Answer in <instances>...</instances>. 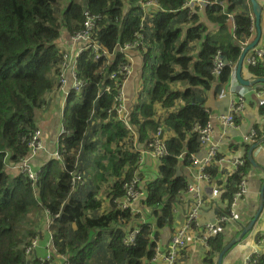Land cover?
<instances>
[{
    "label": "trees",
    "instance_id": "1",
    "mask_svg": "<svg viewBox=\"0 0 264 264\" xmlns=\"http://www.w3.org/2000/svg\"><path fill=\"white\" fill-rule=\"evenodd\" d=\"M152 1L159 7L147 12L142 6ZM190 1L0 0V264H54L57 255L69 264H155L156 241L161 231L173 227L175 209L190 182L191 155L202 150L195 126L211 121L206 92L215 82L229 81L242 53L240 42L253 35L248 0H204L206 4L193 7ZM86 11L101 15L93 32L108 50L134 40L137 32L145 35L137 68L141 85L130 101L126 97L129 126L114 111L123 83L117 73L125 62L123 54L107 64L95 60L85 47L89 50L78 61L84 87L70 93L64 108L63 160H41V180L34 184L9 167L30 154L28 142L40 127L39 115L59 90L62 53L57 41L64 31L72 37L84 28ZM229 14L234 15V31ZM218 51L229 65L214 75ZM246 68L254 79L264 78L263 63ZM148 81L152 86L145 93ZM259 114L264 118L261 101ZM159 128L165 133L168 155L159 159L152 177L143 168L139 173L142 154L132 143L137 133V140L147 144ZM257 132L258 141L263 131ZM245 146L249 151L250 145ZM244 159L245 165L225 182L217 164L206 170L220 189L218 203L225 204L219 215L228 213L240 181L253 167L248 154ZM33 167L37 168L34 163ZM135 173L140 175L139 189L146 192L140 213L119 203L126 195L125 183ZM35 206L40 216L44 213L42 227L26 228V214ZM226 224L209 239L205 264H216L227 245ZM135 230L134 243L127 244ZM35 240L38 245L27 252ZM37 248L45 254H34ZM257 255L256 264H264V250Z\"/></svg>",
    "mask_w": 264,
    "mask_h": 264
},
{
    "label": "built area",
    "instance_id": "2",
    "mask_svg": "<svg viewBox=\"0 0 264 264\" xmlns=\"http://www.w3.org/2000/svg\"><path fill=\"white\" fill-rule=\"evenodd\" d=\"M207 1L204 0H191L190 5L193 7L194 5H203L206 4ZM153 3V2H151ZM145 4L143 8L148 6H154V4ZM194 12V11H193ZM229 18L232 22V31L235 29V23L233 16L229 14ZM85 23L84 28L77 32L75 35L71 37V44L79 45V49L75 52L74 49L71 52H64V60L61 63L60 74L58 78L59 82V91L65 96L67 99L71 92L80 93L84 87V81L78 77L77 73V65L78 58L84 51L85 47L91 49L93 54L95 55V60H107V64L112 63L116 55L118 53L123 54L124 60L120 64V70L117 71L123 77V83L120 84V92L116 97V105H114V111L117 113L118 117L121 118L128 126H129V111L126 105V94L125 88L128 85L129 78L133 75L136 66V57L141 53V47L144 44L141 35H138V38L129 41L128 43L121 44L117 43L116 47L112 50H108L93 37L92 31L97 28V21L101 19V15H93L90 12H85ZM248 45V42L242 44V49L244 50L245 46ZM223 55L221 51H218L214 58L213 70L212 74L220 75L223 71L224 67L229 65L225 63L223 59ZM246 64H256L263 63L264 65V49L256 48L248 53L245 58ZM117 73L113 72L111 74V78H115ZM260 84L254 86V90L250 95L252 98H257L261 102H264V88L260 89ZM109 90V87H107ZM249 96L246 94L237 95L233 101H231L229 110L226 114L220 117L222 124L226 128H235L237 126L236 117L241 116L243 112L246 110L248 106ZM195 131L198 133L202 149L206 151L205 155L199 157L197 154H192L191 159L193 160L192 166L188 167V170L192 171V176L194 181H190L188 184V188L185 194H188L191 197V203L189 205V209L186 215L185 222L179 226L173 237L170 240V243L166 249H164L160 244V239L156 241V255L153 258V262L155 264H181L178 259L180 257L181 251H183L188 243V239L193 228L196 229L197 236L196 238L203 244L207 245L208 241L211 237L215 236L218 233L219 226L223 223H229L236 219L237 217V209L240 202L244 199L245 195L248 191V184L246 180V176L242 178L238 185V190L235 192L232 201L230 203L229 211L226 215H220L214 221H211L207 224L203 225L200 223V217L205 207V192L202 186L203 183H212L210 175L206 172L207 168L212 164H218L222 161L226 160V164L223 166H219V171L222 169H226L229 175L236 173L245 165V159L234 157V158H218L219 152L221 151L219 145L213 140V132L214 127L212 121H208L205 125H196ZM67 134V129L63 124L59 136ZM138 135L135 133V137L132 143V147L134 151L140 152L141 161H140V172L142 166L146 164H154L159 161L161 157H165L168 155L167 143L165 138V133L163 128H159L158 131L153 135L152 141L147 144H142L138 140ZM258 132L257 128H251L250 132L244 137L245 143L248 145H253L257 143ZM57 149L54 150L51 154L53 157L63 160L62 156V148L63 143L58 138ZM28 146L30 148V154L27 157H22L21 161L18 164L10 165L13 166L14 170H17L30 178L34 184L39 182V170L33 167V161L37 157L40 151L46 150L45 143L43 139V131L41 128H37L30 135V139L28 142ZM150 157L148 161H145L146 157ZM183 158V155L180 156ZM231 168V173L229 172ZM195 172V173H193ZM135 177L130 181L126 182L124 187L126 189V195L123 199H120L119 203L124 208H131L133 212L140 213L144 212L142 206H140V202L143 198H145L146 192L139 189V181L140 175L135 173ZM228 176H226L227 178ZM76 178V177H75ZM217 181V180H216ZM226 181V180H225ZM219 182V181H217ZM213 196L218 198L220 195V189L216 186L213 188ZM183 200V199H182ZM176 211V210H175ZM138 230L133 231L129 237L126 239L127 244H133L136 233ZM259 244H263L264 246V234L261 236V240ZM38 245V240L33 241L32 245L27 248V252H30L35 246ZM50 243H47L49 246ZM54 250V249H52ZM52 251L47 256V261L52 258ZM257 254H259L258 250L253 251L251 254L245 257L244 264H256ZM58 256V255H57ZM62 260L63 264H69L66 261V257L59 256ZM53 264V263H50ZM55 264V263H54Z\"/></svg>",
    "mask_w": 264,
    "mask_h": 264
},
{
    "label": "crops",
    "instance_id": "3",
    "mask_svg": "<svg viewBox=\"0 0 264 264\" xmlns=\"http://www.w3.org/2000/svg\"><path fill=\"white\" fill-rule=\"evenodd\" d=\"M258 1L261 5L264 3V0ZM205 20L207 21V19ZM261 27L262 37L259 48L264 49V14ZM69 38V32L64 31L61 38L59 39V46H61L62 44L66 46L69 45ZM241 76L244 80L253 79V76L244 65L242 66ZM128 87L129 85H127L125 91L127 93V97H129L128 100L130 101V96L132 99L133 95L137 92H128ZM254 89V86L242 85L241 82L237 79L236 72H233V76L230 77L229 81L226 84L215 82L214 86L206 92L205 106L210 110L211 113V121L214 127L213 140L219 145L221 149V151L219 152L221 158H244L246 154H248L249 156V151L246 150L245 145L247 143H245L244 137L250 132L251 128L254 127L259 128L263 131L262 138L258 140V143H262L254 149L252 154V157L255 160L256 164H253V167L249 168L246 175L249 192L245 195L244 199L238 206L236 219L226 224L224 228L227 237V243H229L233 238L239 237L242 230L253 220L261 206V190L264 183V118L259 114L260 100L252 98L249 95L253 92ZM57 92L59 93L58 90ZM240 94H246V96H249L248 106L240 116V122L237 123V126L235 128H226L222 124L220 117L228 112L231 101H233L234 98ZM61 101L62 94L59 93L54 95L53 98L50 99V102L48 104V107L51 104L54 106V113L56 112V106H59L58 113L54 114V117L56 118L54 122L42 118L50 115L51 110L46 114H44L43 112H46L47 110L42 111L39 115L41 116V118H39V128H41L43 131V139L46 150L40 151L35 158V161H33L38 170L42 169V167H40L39 165L41 160L46 162L48 160V157H52L51 153L53 152V150L56 149V142L59 137V133L57 134L56 132L59 130V120L61 117ZM231 145H234V148H231ZM251 146L252 145H250V147ZM205 153L206 151L202 149L197 155L199 157H202L205 155ZM225 164L226 160L217 165L223 166ZM142 168L145 169L146 173L151 175L152 177L156 175V163L146 164L142 166ZM229 172L231 173V168ZM187 173L189 181H194L192 171L188 170ZM219 176L221 178H226V176H229V173L226 169H222ZM202 186L205 192V207L200 217V223L204 227V224L214 221V219L220 216L219 214L224 210L225 204H219L217 200L218 198H215L213 196L212 191L213 188L216 187V185H213L212 183H203ZM190 203L191 197L188 194H184L180 206L175 209L176 212L173 227L166 228L164 231L160 232V244L164 249L168 247L176 229L185 222ZM262 234H264V206L253 228L242 238L241 241H239L225 254L222 264H244L245 257L251 254L253 251L258 250V252H262L264 250V246L263 244H259V239ZM196 236V229L193 228L191 230L186 248L180 253L181 264H205L204 259L208 253L209 244L205 245L201 243L196 238ZM35 253L38 254V256H43L45 254V251L37 248L34 251V254ZM218 257L219 256L216 257V264L218 262ZM61 261L62 260L59 256L55 258V264H61Z\"/></svg>",
    "mask_w": 264,
    "mask_h": 264
},
{
    "label": "water",
    "instance_id": "4",
    "mask_svg": "<svg viewBox=\"0 0 264 264\" xmlns=\"http://www.w3.org/2000/svg\"><path fill=\"white\" fill-rule=\"evenodd\" d=\"M251 3H252L253 14L255 16V25H256V29H257V34H256V37H255L254 41L251 44H249L247 46V48L241 54L240 59H239V62H238V65H237V68H236L237 79L241 82L242 85H245V86H252V85H255L257 83L264 82V78H262V79L256 78V79L244 80L242 78V76H241V70H242L244 58H245L247 52L249 50L253 49L255 46H257L259 44L260 39H261V36H262L261 21H262L263 8H262V6H261V4L259 3L258 0H251ZM224 61H225V63H227L228 62V59L225 57L224 58ZM257 143L253 144L250 147V150H249V159L251 160V162L253 164H256L255 160L252 157L253 151L262 142L261 143H258V144ZM263 206H264V183H263L262 190H261V206H260L257 214L255 215V217L253 218V220L249 223V225L246 226L242 230V232L239 235V237L233 238L229 243H227V245L225 246V248L223 249V251L221 252V254L218 257L217 264H222L223 263V260H224L225 254L233 246H235L239 241H241L242 238L253 228L255 222L257 221V219L259 218V216L261 214V211L263 209Z\"/></svg>",
    "mask_w": 264,
    "mask_h": 264
},
{
    "label": "clouds",
    "instance_id": "5",
    "mask_svg": "<svg viewBox=\"0 0 264 264\" xmlns=\"http://www.w3.org/2000/svg\"><path fill=\"white\" fill-rule=\"evenodd\" d=\"M152 2H154V6H148V7H146V8H144L147 12H150V11H155L158 7H159V5L157 4V2L156 1H152ZM249 2H250V5H251V12H250V14L252 15V31H253V35L251 36V38L250 39H248V40H246V41H241L240 42V45H241V49H242V44H244V43H246V42H248V45L249 44H251L253 41H254V39H255V37H256V34H257V29H256V25H255V16H254V14H253V10H252V3H251V0H249ZM262 6V8H263V12H262V19H263V14H264V3L261 5ZM143 7V6H142ZM232 16H233V19H234V15L233 14H231ZM229 21H230V30L232 31V22H231V19L229 18ZM235 23V22H234ZM261 23H262V21H261ZM144 27V25L143 24H141V28H143ZM262 28V27H261ZM235 29H236V23H235ZM234 29V30H235ZM233 30V31H234ZM92 35H93V37L94 38H96V40L102 45V47L104 46L105 48H107L103 43H101L100 41H99V39L95 36V34H94V32L92 31ZM138 35H141V37H142V40L144 41V39H145V35L142 33V32H137L136 34H135V38H134V40L135 39H137L138 38ZM69 40H70V44L69 45H61V46H59V42L57 41V46L60 48V52L62 53V60H64V52H71V50L72 49H74L75 50V52L79 49V45L77 44V45H74V44H71V36H70V34H69ZM262 37V36H261ZM133 41V40H132ZM260 41H261V39H260ZM259 44H260V42H259ZM259 44L257 45V46H255L253 49H251V50H249L248 52H247V54H246V56L248 55V53L250 52V51H252V50H254V49H256V48H259ZM247 45V46H248ZM145 46V44H143V46L141 47V49H143V47ZM247 46H245V48H244V50L247 48ZM260 49V48H259ZM85 50H89V49H85ZM84 50V51H85ZM243 49H242V53H243V51H244ZM84 51H82L81 53H83ZM141 51V50H140ZM241 53V54H242ZM141 54V53H140ZM140 54L139 55H137V57H136V66H135V70H136V68H137V65L139 64V62H140ZM81 56V55H80ZM246 56H245V58H246ZM225 57H223V59H224ZM245 58H244V62H243V65L244 66H246L247 64L245 63ZM240 59V58H239ZM78 61H79V58H78ZM239 62V61H238ZM228 63V62H227ZM237 65H238V63L237 64H235V67H234V73L236 72V68H237ZM60 68H61V66H60ZM135 72V71H134ZM77 73H78V77H79V71H78V65H77ZM59 78V77H58ZM80 78V77H79ZM131 78V77H130ZM129 78V79H130ZM82 79V78H81ZM254 79V78H253ZM83 80V79H82ZM128 83H129V81H128ZM260 83H264V82H260ZM257 84H259V83H257ZM257 84H255V85H257ZM255 85H252V86H255ZM126 87H127V85H126ZM58 89H59V86H58ZM126 89V88H125ZM59 91V90H58ZM60 92V91H59ZM61 93V92H60ZM72 93V92H71ZM62 94V93H61ZM125 94H126V97H127V93H126V91H125ZM65 96L62 94V101H61V104H60V109H61V114H62V118L60 117V120H59V123H60V125H61V127H62V125L64 124V108H65V105H66V101H67V99H65L64 98ZM126 105H127V109H128V111H129V114H130V110H129V107H128V100L126 99ZM60 132V131H59ZM62 136L63 135H61V136H59L58 138L60 139V141H61V138H62ZM258 142V141H257ZM62 148H64V146H62ZM56 149H57V144H56ZM55 149V150H56ZM54 151V150H53ZM63 151H65V149L63 150ZM41 170L42 169H39V176H40V180H41Z\"/></svg>",
    "mask_w": 264,
    "mask_h": 264
},
{
    "label": "rangeland",
    "instance_id": "6",
    "mask_svg": "<svg viewBox=\"0 0 264 264\" xmlns=\"http://www.w3.org/2000/svg\"><path fill=\"white\" fill-rule=\"evenodd\" d=\"M67 1V0H66ZM127 8V7H126ZM137 68H138V65H137ZM137 68H136V70H135V72L133 73V75L131 76V78L129 79V83H128V85H129V87H128V92H133V91H136L137 92V90H138V86H140L141 85V79L139 78L140 77V73H138L137 72ZM140 81V82H139ZM149 86H152V84H151V81H148L147 83H146V85H145V87H143V91L146 93V91H147V89L149 88ZM60 93V92H59ZM58 93V94H59ZM54 104H56V103H54ZM47 106V107H46ZM45 106V108H44V110L43 111H46V112H43L44 114H46V113H48L50 110H51V114L50 115H48V116H45V117H42L43 119H48V120H50L51 122H54L55 121V117H54V114L55 113H58V111H59V106L57 105L56 106V112L54 113V111H55V108H54V106L51 104V105H49V107H48V105H46ZM39 118H41V116H39ZM39 118H38V123H39ZM42 120V119H41ZM60 129H61V125H60V123H59V130L56 132L57 134L59 133V131H60ZM113 148H114V145H113ZM13 166H11V170H14L13 168H12ZM220 180L221 181H223V180H226V178H220ZM218 181V180H217ZM223 182H225V181H223ZM101 197H104V193L101 195ZM103 201H104V205H108V202H107V200L105 199V198H103L102 199ZM32 209H34L32 212H29V213H27L26 215L28 216V219H29V224L27 225V224H25L24 226L26 227V228H28V227H30V228H33V229H35L36 228V225H38V224H41V227H42V217L44 218V213H43V215L42 216H40L39 214L41 213V211L39 210L40 208H38V207H33ZM31 211V210H30ZM39 213V214H38ZM27 216H26V218H27Z\"/></svg>",
    "mask_w": 264,
    "mask_h": 264
}]
</instances>
